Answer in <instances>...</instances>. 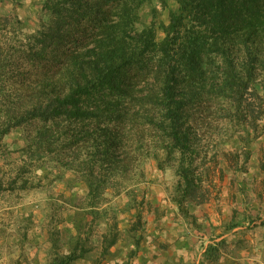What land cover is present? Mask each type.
I'll return each instance as SVG.
<instances>
[{
    "label": "trees",
    "instance_id": "16d2710c",
    "mask_svg": "<svg viewBox=\"0 0 264 264\" xmlns=\"http://www.w3.org/2000/svg\"><path fill=\"white\" fill-rule=\"evenodd\" d=\"M147 1L37 0L30 10L26 0H0V36H7L0 48V153L7 166L0 193L34 187L37 168L57 179L74 174L66 199L70 249L50 264H139L149 237L146 208L161 226L171 220L182 228V239L209 238L197 261L172 255L160 264H250L241 256L252 245L246 229L264 228V205L256 206L249 180L232 179L244 205H234L223 232L211 222L210 231L199 210L215 196L221 206L214 183L221 165L227 160L235 175L247 173V145L264 131V0H177L162 41L154 22H142ZM20 8L31 12L22 17ZM18 75L14 91L9 81ZM215 103L220 111L209 115ZM220 119L242 135L233 136L234 149L210 155L200 143ZM16 130L24 141L18 160L5 145ZM153 158L175 178L172 187L162 183L167 198L160 204L140 187ZM259 162L264 172V150ZM262 184L264 191V177ZM109 191L122 208L105 207ZM125 213L132 223L122 228ZM102 221L107 228L99 232ZM255 246V264H264V241Z\"/></svg>",
    "mask_w": 264,
    "mask_h": 264
},
{
    "label": "rangeland",
    "instance_id": "374dc122",
    "mask_svg": "<svg viewBox=\"0 0 264 264\" xmlns=\"http://www.w3.org/2000/svg\"><path fill=\"white\" fill-rule=\"evenodd\" d=\"M26 1L28 9L31 10L30 4L37 0ZM179 4L177 0H165V3H160V0H148L142 7L140 12L142 22L146 25L153 22L156 24L155 33L157 41H162L166 37L165 26L170 23L171 12L178 10ZM6 9H10V6H6L3 10ZM154 9L156 13H154ZM30 10L20 8L19 13L22 17H26L31 12ZM34 22L36 20L32 16L31 24ZM5 35L4 33V36H0V48L7 42V36ZM12 36L8 35L10 38ZM2 37H4V40H2ZM20 71H24L27 74L24 68L20 69ZM20 80L21 78L19 79L18 75L17 78L9 81V84H11L9 88L14 91L15 89H20ZM28 80L33 79L29 77ZM217 110L220 111V106L215 103L208 113L212 115ZM218 125L217 123L213 124L214 128L207 130L206 139H203L200 143L201 147L209 151L210 155L215 151L223 153L229 149L231 150L233 148V136L242 135L241 132L235 130V127H229L228 121L220 119L218 120ZM22 135L20 130H16L5 138V145L13 153L11 157H17L16 160L19 159V154L16 152L24 144ZM248 145L247 148L252 150L248 172L240 171L235 175L234 171L229 169L228 162L225 160L221 165L222 176L220 178V172H217L214 182L219 189H215L216 192L220 191L218 192V197H220L221 206L215 196L210 203L204 205L199 210L200 217L203 215L209 216V221H206V227L209 228L211 222L215 229H217V233L224 231L223 225L230 220L234 205H244V202H242L244 196L238 191V182H236V185L232 183V179L235 176L239 180L248 179V182L252 186L250 187V194L256 200V206L264 205L262 184L264 172L259 168V161L264 150V131L260 138L254 141L251 140ZM14 158L12 159L14 160ZM4 163L5 158L0 153V178L2 177V168H4L3 171H7V166H4ZM146 169L148 180L145 184L140 185L141 189L147 188L149 201L152 200L155 204L165 202L167 191L162 183L167 181L169 186L172 187L175 181L174 175L172 172L163 175L157 167V160L154 158L147 162ZM35 171L38 179L34 187L27 190H4L0 193V264H50V261L58 252L62 253L64 250L70 249L68 232L72 230L70 213L73 210L70 209V203L66 199L72 194L75 183L74 174L65 173L63 179H57V173H50L46 168H37ZM75 188L77 191H80L82 186L77 184ZM111 193L113 192L109 191L108 199H110V202L105 201V203H108L105 207L110 209L111 204H114L122 208L124 204L121 198L115 199L111 196ZM259 197H262L261 201H259ZM218 209L220 210L218 211ZM150 211L148 208L144 209V215L149 220L147 225V235L149 237L142 242L138 258L139 264H160L163 261L167 263L165 259L172 255L173 260L183 257L186 261H197L201 255L200 252L209 241L207 235L200 237L196 234H188V238L184 237L182 239V228L174 226L171 220L164 223V227L161 226L160 222L156 223L154 221V215ZM71 215L73 217V214ZM112 215L113 212L108 214L107 219H110ZM131 223L132 216L130 214L125 213L120 215V225L122 228L128 227ZM247 225L251 227L252 224L248 222L245 226ZM106 228L107 222L102 221V225L98 231L104 232ZM209 230L211 231L210 228ZM246 230V237L253 246L251 245L250 248L244 250L241 256L246 261L249 259L250 264H255L257 263L255 253L260 249V246L256 247L255 244L264 241V228L263 226H259L258 228ZM59 239L60 242L58 243ZM57 244H62V248L55 250L54 246ZM93 263L92 259H83L75 262V264ZM236 263L238 264V262ZM259 263L261 264V262ZM223 264H232V262H224Z\"/></svg>",
    "mask_w": 264,
    "mask_h": 264
},
{
    "label": "crops",
    "instance_id": "0c3cea01",
    "mask_svg": "<svg viewBox=\"0 0 264 264\" xmlns=\"http://www.w3.org/2000/svg\"><path fill=\"white\" fill-rule=\"evenodd\" d=\"M225 236V235H224Z\"/></svg>",
    "mask_w": 264,
    "mask_h": 264
}]
</instances>
